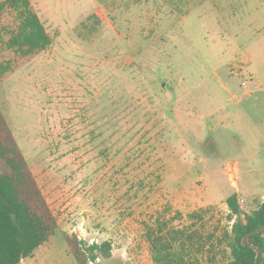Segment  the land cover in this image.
Masks as SVG:
<instances>
[{
    "label": "rangeland",
    "instance_id": "rangeland-1",
    "mask_svg": "<svg viewBox=\"0 0 264 264\" xmlns=\"http://www.w3.org/2000/svg\"><path fill=\"white\" fill-rule=\"evenodd\" d=\"M29 1L52 44L2 78L0 109L57 228L20 264H76L65 235L152 264L160 226L227 264L226 198L264 201V0Z\"/></svg>",
    "mask_w": 264,
    "mask_h": 264
},
{
    "label": "trees",
    "instance_id": "trees-1",
    "mask_svg": "<svg viewBox=\"0 0 264 264\" xmlns=\"http://www.w3.org/2000/svg\"><path fill=\"white\" fill-rule=\"evenodd\" d=\"M2 12L12 15L13 24L0 25V81L18 67L19 61L30 59L52 44V38L29 0H4L0 2ZM0 164L6 167L0 174V264H20L54 234L57 220L36 185L1 109ZM225 203L231 222L223 233L230 254L227 264H254L256 253L243 246L242 239L264 225V201L249 214L242 211L237 194L227 197ZM196 216L201 219L198 214ZM174 233L168 239L162 234L161 226L147 232L152 264H200V260L190 259L184 244H193L194 234L184 236L180 230ZM76 238L65 235L75 263L98 264L95 262L98 254H102V246L88 245ZM175 242H178L176 249ZM249 243L261 250L258 264H264V231L250 237ZM216 246H210L208 252L215 251ZM201 248L203 244L197 251ZM208 262L214 264L211 258Z\"/></svg>",
    "mask_w": 264,
    "mask_h": 264
},
{
    "label": "water",
    "instance_id": "water-1",
    "mask_svg": "<svg viewBox=\"0 0 264 264\" xmlns=\"http://www.w3.org/2000/svg\"><path fill=\"white\" fill-rule=\"evenodd\" d=\"M264 231V225L260 226L259 228L255 229L254 231L250 232L248 235H246L243 239H242V245L243 246H248L249 248H251L252 250L255 251L256 253V257H255V262L254 264H258V259L261 255V250L259 248H257L256 246L252 245L249 243V238Z\"/></svg>",
    "mask_w": 264,
    "mask_h": 264
}]
</instances>
